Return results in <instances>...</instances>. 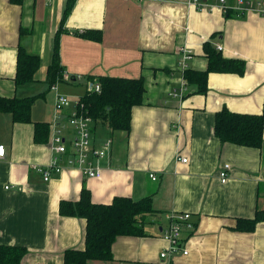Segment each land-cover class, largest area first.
Masks as SVG:
<instances>
[{
	"label": "crops",
	"instance_id": "1",
	"mask_svg": "<svg viewBox=\"0 0 264 264\" xmlns=\"http://www.w3.org/2000/svg\"><path fill=\"white\" fill-rule=\"evenodd\" d=\"M68 1L0 0V96H39L33 122L16 121L12 112L0 110V144L6 149L0 159V244L26 247L21 264H65L67 249L85 248L87 219L62 215L61 202L78 201L86 188L97 204L151 197L156 210L143 217L145 234L119 235L112 259L87 264H264V221L254 231L235 229L239 218L264 210V141L261 147L224 142L215 132L223 110L264 111V0H245L244 10L237 0H228L233 8L227 13L220 6L200 9L192 0H75L65 17ZM62 28L65 73L55 89L47 75ZM87 30L100 31L102 38L77 34ZM207 44L226 58L244 61L245 69L212 71L207 92L200 93L185 71L208 68ZM185 46L194 55L182 69L179 51ZM21 47L40 56L41 64L33 82L17 85ZM90 76H143V103L134 106L128 131L112 130L99 120L91 125L94 145L112 141L107 155L95 160L100 177L67 166L45 181L36 168L48 165L55 154L56 115L58 123H67L79 99L91 91ZM62 82L82 91L60 112L55 100ZM40 97H48L43 110ZM36 121L50 123L48 141H36ZM66 128L73 139L75 128ZM226 163L232 168L222 182L219 173ZM170 212L191 213L192 227H184L182 238L189 252L164 260L161 253L169 243L163 230Z\"/></svg>",
	"mask_w": 264,
	"mask_h": 264
},
{
	"label": "trees",
	"instance_id": "2",
	"mask_svg": "<svg viewBox=\"0 0 264 264\" xmlns=\"http://www.w3.org/2000/svg\"><path fill=\"white\" fill-rule=\"evenodd\" d=\"M20 1V0H12ZM75 0H69L65 17L73 8ZM56 39L55 53L48 67L47 82L52 86L63 81L65 68L61 61L59 39ZM93 30L77 34L93 39H100ZM209 65L206 70L187 68L185 79L197 87L198 92L208 90V76L212 71L243 73L245 62L240 59L226 58L211 44L206 45ZM41 58L28 53L23 47L19 50L16 74L17 85H24L35 80ZM91 81L101 84V91L91 90L79 101L84 103V110L95 121L109 124L112 130H130L132 110L143 103L146 91L145 78H125L113 76H90ZM39 96L7 98L0 96V110L10 111L16 121L33 122L32 107ZM35 138L38 142L49 140L51 127L49 122L36 121ZM216 134L224 142H233L246 146L261 147L264 141V111L262 114L248 115L223 110L217 116ZM62 215H78L87 219L86 245L84 249H67L64 254L65 264H87L91 259H112L113 243L119 235H143V217L154 213L152 198L146 197L135 201L128 197H116L112 204H97L92 201L91 192L84 188L81 198L76 201H62ZM264 221V210H258L253 218H239L236 230L254 231L259 222ZM27 248L19 245L0 244V264H21Z\"/></svg>",
	"mask_w": 264,
	"mask_h": 264
},
{
	"label": "built area",
	"instance_id": "3",
	"mask_svg": "<svg viewBox=\"0 0 264 264\" xmlns=\"http://www.w3.org/2000/svg\"><path fill=\"white\" fill-rule=\"evenodd\" d=\"M216 1L218 5L208 0H192V3L199 6L200 9H211L215 6H220L226 13L233 8L228 0ZM246 3L245 0H237L236 6L239 10H244ZM218 48L222 49V46L219 45ZM179 53L181 55L180 68L186 69L188 60L193 58V51L185 46L180 49ZM52 87L58 88L56 84H53ZM186 88V82H184L182 91ZM90 89L100 92L102 87L100 83L92 82ZM71 103L72 100L68 96L58 93L56 98V108L58 111L61 112L64 108L70 106ZM59 118L60 114H57L55 123H53V134L51 137V146L55 154L48 165L38 166L36 169L43 175L45 181H49L54 175L62 173L67 166L80 167L84 174L89 177H100L102 169L95 160L102 159L107 155L108 151L112 148V141H106L101 147L92 143L91 125L94 123V118L84 110V103H80V101L77 102L76 109L72 111L67 119V123H58ZM68 124L75 128L73 139H69L65 134ZM5 156V145L0 144V159H3ZM178 159L188 162V157L185 156H179ZM231 168V165L226 163L220 169L219 174L222 182H227L229 179ZM151 176L153 179H157L155 173H152ZM166 216L168 225L163 230V237L168 241L169 247L161 253V258L164 260L178 251L188 254V249L182 243L183 230L185 226L192 227V224L189 222L191 218L190 212H170Z\"/></svg>",
	"mask_w": 264,
	"mask_h": 264
},
{
	"label": "rangeland",
	"instance_id": "4",
	"mask_svg": "<svg viewBox=\"0 0 264 264\" xmlns=\"http://www.w3.org/2000/svg\"><path fill=\"white\" fill-rule=\"evenodd\" d=\"M53 90V89H52ZM60 90H61V94H64L66 96H68L73 102H76L77 99L76 97H79V95H77L78 93H80L82 91L81 87L77 86V85H73V84H68V83H64L62 82L60 84ZM55 91V90H54ZM53 91V92H54ZM51 93V92H50ZM55 93V92H54ZM77 93V94H76ZM52 94H50L51 96ZM70 95H74V96H70ZM77 95V96H76ZM49 96V98H50ZM57 98V97H56ZM48 97L46 98H43V97H40V108L43 110L45 109V103L47 101ZM45 102V103H44ZM56 100H55V110H56ZM70 128H73V126L71 125ZM102 128L100 127V129L98 130H101Z\"/></svg>",
	"mask_w": 264,
	"mask_h": 264
}]
</instances>
